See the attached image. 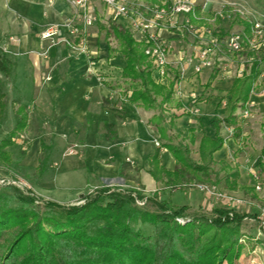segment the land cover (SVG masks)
Instances as JSON below:
<instances>
[{"label": "crops", "instance_id": "1", "mask_svg": "<svg viewBox=\"0 0 264 264\" xmlns=\"http://www.w3.org/2000/svg\"><path fill=\"white\" fill-rule=\"evenodd\" d=\"M95 5L99 21L88 29L87 52L76 54L62 42L50 44L40 37L49 26L58 28L59 37L65 35L64 23L74 11L65 0H0V48L13 63L9 74L0 71V129H6L0 140L12 130H17L11 138L12 146L29 138L17 164L36 171L34 185L61 204L73 203L92 187L133 188L147 196L165 193L167 186L150 173V158L156 150L162 167L168 171L176 167L172 153L160 146L164 140L151 120L156 113L117 100L116 88L125 61L101 32L107 18L125 30L130 29L129 21L126 17L111 18L101 4ZM159 34L166 42L178 45L173 32L161 29ZM170 58L174 60L175 56ZM170 66L175 67L174 63ZM202 73L193 75L188 70L181 81L182 97L172 93L166 104L165 113L175 116L172 132L187 141L189 128L200 136L214 137L210 123L225 113L223 102L219 103V84L225 82L215 75L208 83L212 72ZM233 78L223 86L227 98ZM172 79L173 74L161 84ZM201 94L202 99L196 100ZM200 136L192 143L196 150ZM228 144L229 139L224 138L222 147L212 154L215 161L225 160ZM12 146L7 150L13 161ZM69 146H75V153L64 156ZM253 175L230 166L229 176L237 186L228 191L247 192L255 183ZM201 196L200 192L188 194L184 205L190 209L203 204L197 200ZM252 205L251 213L257 215L259 210ZM253 222L259 228L258 219ZM256 240L264 242V235ZM251 251L253 263L264 264V247L254 245Z\"/></svg>", "mask_w": 264, "mask_h": 264}, {"label": "trees", "instance_id": "2", "mask_svg": "<svg viewBox=\"0 0 264 264\" xmlns=\"http://www.w3.org/2000/svg\"><path fill=\"white\" fill-rule=\"evenodd\" d=\"M111 27L119 42L118 51L125 61L120 71L122 82L128 79L131 85L134 84L128 101L157 110L151 120L160 138L163 139L165 130L170 132L169 141L160 146L172 153L176 167L173 171L162 167L156 150L150 158L153 178L174 190L186 180L209 181L211 174L219 182L217 172L225 170L224 185L235 189L237 183L229 176V165L215 161L212 154L224 143L221 124L239 132L236 112L249 101L260 75L264 52L253 56L241 73L234 76L225 113L210 123L215 131L214 137L202 135L199 138L196 160L190 156L189 146L196 137L194 128L188 130V141L180 139L174 145L170 139L179 138L172 132L175 116L165 113L174 80L166 85L155 83L142 44L127 30ZM12 65V60L0 48V71L7 75ZM215 75L216 71L211 73L208 83ZM261 126L262 145L256 167L264 179V121ZM16 131L8 132L0 140V163L8 167L15 166L7 147L14 145L11 138ZM217 163L220 166L215 170L213 166ZM36 198L12 186L0 187V238L12 235L6 237L0 264H221L241 255L239 225L246 214L234 212L229 216L225 208H215L219 214L215 218L190 216L187 205H173L170 199L159 198L156 193L147 196L137 189L110 186L97 188L93 195L84 194L81 205L47 201L39 210L34 204ZM12 200L19 203L13 205ZM136 200H145L144 205H151L154 209L141 208L136 205ZM179 218L186 219V223L179 224ZM136 220L150 223L154 234L144 235L139 228H134L132 223ZM256 243L264 247V242L258 240Z\"/></svg>", "mask_w": 264, "mask_h": 264}, {"label": "rangeland", "instance_id": "3", "mask_svg": "<svg viewBox=\"0 0 264 264\" xmlns=\"http://www.w3.org/2000/svg\"><path fill=\"white\" fill-rule=\"evenodd\" d=\"M137 2L140 4V9L145 11L146 6L157 1L138 0ZM195 7L196 17L192 20V33L185 32L182 30V28H172L168 31L176 34L175 39L178 40V45L173 44V46L175 47V53L178 51L180 47L179 45H183L186 53H190L193 51V48L195 46H202L211 41H219L218 44H220V46L214 53L212 65L209 68H206V70L204 69L205 71L204 73H202V75L205 76L208 72L210 73L216 71L218 80L220 82H225L223 84H219V92L221 97L219 99V103L221 104L223 102L221 106L225 107L227 93L225 92V88L223 86H226V84H228L234 76L240 74L246 64L250 63L253 56H260L264 52V46L261 45L264 41V0H197ZM98 21L95 24H97ZM113 22L114 21H112L110 18L105 19V26H103L105 31L101 32V36L105 37L106 41L114 50H118L119 42L112 33L111 26H115ZM254 22H259L261 28L255 29L253 25ZM128 27H130V29H127V31L135 40L137 38H140V34L137 33V31L133 29L130 24ZM234 33H238L241 35L245 34L247 36V39L249 41H252V43H247V40H244L243 48L241 50H229L226 46V42L229 36ZM251 44H253L254 46H252ZM171 73H176L175 67H171L168 77H172ZM154 82L159 83L156 81ZM132 86H134V84L131 85L128 79L125 82H122V79H120V83L116 88L117 100L128 101V97L132 93ZM202 95L203 94L198 95L196 100H201L202 98H200V96ZM250 95V105L245 106L244 108H240L237 111V122L240 127L239 132L236 133L237 131L235 129H231L230 126L221 124V134L226 140L229 139V144L226 145V151L223 155L226 164H228L229 167L231 166V169H236L237 171L245 170L248 171L249 174H256L258 176V178L255 180L256 182L254 183V185H250V189L247 192H244L242 190H240L242 193L228 191L229 188L224 185L223 181V177L226 174L225 170L217 172V176L220 179L219 182L215 181L216 179L213 174H211L209 181H201V183L215 184L218 188L224 190L226 193L242 198L244 200V204L239 208L234 209L235 211H233V213L236 212L246 214V216L248 217L255 215V213H251V207L253 206V203L256 204V207L259 211L264 207V179L262 172L256 167V162L260 154V147L262 145L263 128L261 124L264 121V61L260 64V75L257 78L254 89ZM136 105L146 110H150L142 106L141 104ZM244 109H248L247 116L241 115ZM152 110L157 113L156 109ZM166 115L169 116L170 114ZM158 121L159 123L161 122L160 120ZM154 122H156V120ZM5 132L6 129H0V136H2ZM164 133L165 134L162 140L169 141L168 139L170 132L168 130H165ZM195 134L196 137L200 136L199 133ZM170 139L172 144L175 145L182 138L172 137ZM28 141L29 138L24 137L22 138V141L16 146L10 147V152L13 155V164L17 168L15 166L8 167L0 163V177L20 178L25 181V188L20 189L13 185L1 184L0 187L12 186L18 188L24 194L35 195L37 198L35 199L34 204L39 210H42L44 208V203L52 200H50L48 196L42 194L41 191L34 185L37 178V172L31 170L28 167L22 168L17 164L18 160H20L22 157L24 149L28 145ZM189 146L191 148L190 156L193 159L197 160V150L195 149V147H193V144H189ZM69 149H72L71 153L68 152ZM75 149V146H69L65 149L63 155H72L75 153ZM219 166L220 165L215 164L213 168L215 170H218ZM249 179L251 178L249 177ZM197 183L198 182L193 179L186 180L179 185V188L174 190L167 189L165 193L160 194L161 196L159 194L157 195L159 198H164L167 200L170 199L173 205L181 206L184 205V203H186L190 198L188 197V194L200 192L202 196L198 197L197 200L200 203L203 202V204H199L197 205V207H191L193 209H187L188 215H204L208 219L219 217V214L215 212L214 209H227L224 202L219 199L209 198L205 196L201 191H199L196 187L191 186L192 184L196 185ZM256 183L260 186V189L258 190L255 189ZM97 188L100 187L88 188L87 190H85L81 197L75 198L74 202L69 204L81 205L84 202V199L82 198L84 194L93 195L96 192ZM255 198H257L256 202L255 200H253ZM192 199H195V196H192ZM204 201L207 203L205 204ZM18 203L19 202H17L16 200H12L11 202V204L13 205ZM136 205L141 208H148L149 210L154 209V207L151 205H140L137 203ZM177 221L179 224L186 223V219L183 218H179ZM253 223L254 222L250 220H241L239 225V242L242 244L241 255L234 260H224L221 264H258L253 263V259L251 257V255H253V252L251 250L253 249L254 245H258L256 243L258 241L256 240V237L259 235H264V228L260 226L259 228H257ZM132 224L134 228H139L144 235H153L155 232L154 227L150 223H142L136 220ZM7 235L12 236L11 234ZM7 235L0 238V255L4 249V245L7 243L6 237H9ZM253 238L255 240H253ZM178 249L184 252L181 247H178Z\"/></svg>", "mask_w": 264, "mask_h": 264}, {"label": "built area", "instance_id": "4", "mask_svg": "<svg viewBox=\"0 0 264 264\" xmlns=\"http://www.w3.org/2000/svg\"><path fill=\"white\" fill-rule=\"evenodd\" d=\"M65 1L74 10L64 23L65 35L59 37L58 28L49 26L41 32V39L49 40L50 44L62 42L68 45L73 53L86 54L88 29L98 21L95 5L97 2L108 11L111 18L126 17L132 28L140 34V38H137L136 41L142 44L143 53L151 63V74L154 81L164 82L170 73V65L174 63L176 73L173 74L172 93L176 97L181 98L183 95L181 81L186 77L188 70H191L193 75H199L204 69L209 68L213 62L214 53L220 46L219 41H211L202 46H195L192 52L186 53L183 45H179L180 47L175 53L173 44L166 42L160 36L161 29L182 28L183 31L192 33V20L196 17L197 0H156L157 2L146 6L145 11L140 9L138 0ZM253 25L255 29L261 28L259 22H254ZM244 40H247V43H252L245 34L234 33L229 36L226 46L229 50L239 51L243 48ZM261 45L264 46V41ZM171 56H175V59L171 60ZM192 96L195 98L194 94ZM248 105H250L249 101L246 103V106ZM184 110L190 109L184 108ZM247 114L248 109H244L241 115L247 116ZM156 144L158 143L156 142ZM68 152L71 153L72 149H69ZM253 178L256 180L258 176L254 174ZM0 184L13 185L20 189H24L26 186L24 180L16 177H0ZM191 186L196 187L209 198L223 201L228 215L244 204L242 198L226 193L215 184L198 183ZM255 189H260L257 183ZM144 202L145 200H136V203L140 205ZM257 219L259 226L264 228V207L258 212L257 218L254 216L243 218L247 221Z\"/></svg>", "mask_w": 264, "mask_h": 264}, {"label": "water", "instance_id": "5", "mask_svg": "<svg viewBox=\"0 0 264 264\" xmlns=\"http://www.w3.org/2000/svg\"><path fill=\"white\" fill-rule=\"evenodd\" d=\"M81 197V196H80Z\"/></svg>", "mask_w": 264, "mask_h": 264}]
</instances>
